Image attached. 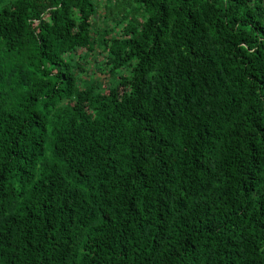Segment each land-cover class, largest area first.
I'll list each match as a JSON object with an SVG mask.
<instances>
[{"label": "trees", "instance_id": "16d2710c", "mask_svg": "<svg viewBox=\"0 0 264 264\" xmlns=\"http://www.w3.org/2000/svg\"><path fill=\"white\" fill-rule=\"evenodd\" d=\"M0 264H264V0H0Z\"/></svg>", "mask_w": 264, "mask_h": 264}, {"label": "rangeland", "instance_id": "374dc122", "mask_svg": "<svg viewBox=\"0 0 264 264\" xmlns=\"http://www.w3.org/2000/svg\"><path fill=\"white\" fill-rule=\"evenodd\" d=\"M97 23H98V25L100 26V23H99V22H97ZM87 69L89 70L90 73H91V72L94 73L95 70H96V67H95L94 65H92L91 62H89V65L87 66ZM96 77H97L98 79H100V80L103 79V77L98 76V75H96Z\"/></svg>", "mask_w": 264, "mask_h": 264}]
</instances>
